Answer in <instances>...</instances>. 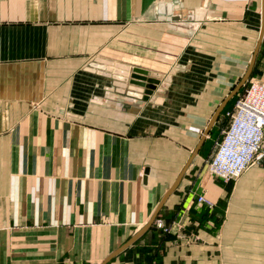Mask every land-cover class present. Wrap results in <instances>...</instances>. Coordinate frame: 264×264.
I'll list each match as a JSON object with an SVG mask.
<instances>
[{"label":"crops","instance_id":"0c3cea01","mask_svg":"<svg viewBox=\"0 0 264 264\" xmlns=\"http://www.w3.org/2000/svg\"><path fill=\"white\" fill-rule=\"evenodd\" d=\"M262 29L264 0H0V264H264L260 163L207 165Z\"/></svg>","mask_w":264,"mask_h":264},{"label":"built area","instance_id":"2783aa9c","mask_svg":"<svg viewBox=\"0 0 264 264\" xmlns=\"http://www.w3.org/2000/svg\"><path fill=\"white\" fill-rule=\"evenodd\" d=\"M226 119L228 125L216 141L207 165L214 177L234 182L264 158V82L251 78L226 113ZM198 202L209 204L204 196ZM155 224L164 232L169 231L162 220Z\"/></svg>","mask_w":264,"mask_h":264},{"label":"rangeland","instance_id":"374dc122","mask_svg":"<svg viewBox=\"0 0 264 264\" xmlns=\"http://www.w3.org/2000/svg\"><path fill=\"white\" fill-rule=\"evenodd\" d=\"M239 81H163V84L159 90V93L162 95H171V94H226L229 92ZM249 81H245L246 86ZM245 88V87H244ZM242 92L238 93V96ZM237 97V96H236ZM235 97L232 98V101L229 105H231L234 101ZM227 125V121L225 122ZM212 141H209L208 149L209 151L212 149ZM214 151V149H213ZM213 153V152H212ZM212 154H210L211 157ZM209 157V158H210ZM207 159V162L209 160ZM260 163L261 169L264 173V158L255 164Z\"/></svg>","mask_w":264,"mask_h":264},{"label":"water","instance_id":"95a60500","mask_svg":"<svg viewBox=\"0 0 264 264\" xmlns=\"http://www.w3.org/2000/svg\"><path fill=\"white\" fill-rule=\"evenodd\" d=\"M263 33H264V29H262V32H261V36H260V39L258 41V45H257V49L254 53V57H253V61L251 63V66L249 68V71L247 73V75L245 76V78L240 82L239 86L237 87V89L244 84V82L248 79V77L251 75L252 73V68L254 66V63H255V60H256V57H257V54H258V51H259V48H260V45H261V42H262V36H263ZM149 75V72L144 70V69H140V68H134L133 71H132V74H131V80H130V83L131 84H135V85H138V86H141V87H145L147 89L146 93L149 95L152 93V91L156 88V85L159 83L158 80L156 79H153V78H150L148 77ZM236 89V90H237ZM235 90V91H236ZM141 235V233L137 236L139 237ZM131 243V242H130ZM129 243V244H130ZM119 253V251L117 253H115L114 255H112L111 257H109L105 264L112 258L114 257L115 255H117Z\"/></svg>","mask_w":264,"mask_h":264}]
</instances>
